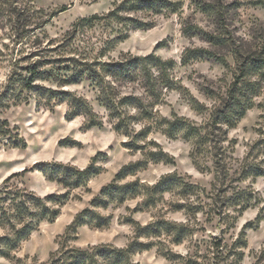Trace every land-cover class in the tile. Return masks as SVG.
I'll list each match as a JSON object with an SVG mask.
<instances>
[{"label":"rangeland","instance_id":"374dc122","mask_svg":"<svg viewBox=\"0 0 264 264\" xmlns=\"http://www.w3.org/2000/svg\"><path fill=\"white\" fill-rule=\"evenodd\" d=\"M121 1L19 0L32 21L20 37L7 15L0 14V190L26 189L39 196L64 192L32 168L37 162L78 169L93 163L101 168L86 185L70 191L55 219L42 220L27 238L9 242L15 229L0 225V264H47L52 254L66 247H125L134 235L133 224L125 222L128 218L141 225L164 219L190 230L179 242L163 232L153 239L155 246L133 255L137 264H256L264 247V175L250 169H264V64L252 59H264V0H170L175 11L153 16L155 25L146 30L81 20L102 15ZM63 5L65 11L55 12ZM119 30L126 37L117 40ZM186 48H202L208 54L183 62ZM152 52L174 61L166 75L169 83L158 84L152 94L138 71L130 80L115 82L121 95L139 100L123 105L130 116V131L123 135L114 130L110 112L99 103L89 67ZM246 61L249 64L243 66ZM32 64L41 74L28 90L22 79L30 76L26 68ZM149 72L151 77L159 74L155 67ZM237 80L242 106L248 108L228 128L223 144L228 176L222 180L212 165L209 143L199 136ZM42 89L60 95L51 98ZM73 98L87 103V108L72 117ZM89 106L96 117L89 115ZM172 114L187 119L200 135L184 130L165 134L161 119H172ZM91 119L99 124L89 126ZM4 120L7 125L2 128ZM125 142L135 147L127 148ZM159 148L171 161L151 159L150 151ZM145 159L143 169L121 182L138 179L150 185L169 173L179 177L154 207L134 211L145 199L139 194L122 204L98 207L101 215L111 217L104 227L76 221L124 165ZM188 183L193 189L184 185ZM217 189H223L220 201L212 198ZM161 249L173 256L163 255Z\"/></svg>","mask_w":264,"mask_h":264},{"label":"trees","instance_id":"16d2710c","mask_svg":"<svg viewBox=\"0 0 264 264\" xmlns=\"http://www.w3.org/2000/svg\"><path fill=\"white\" fill-rule=\"evenodd\" d=\"M19 0H0V14H6L12 22V29L17 36H23L28 32V25L31 24V16L29 13L18 4ZM67 9L66 5L61 6L55 12H63ZM142 13V16H137L136 13ZM174 3L170 0H123L116 4L108 12L98 15L93 14L88 18L81 20H89L94 22L104 20L107 24L113 23L121 25L122 29H150L155 25L153 16L166 12H174ZM52 13V15L55 14ZM133 14H128V13ZM148 14V15H145ZM149 17L148 19H145ZM187 29H183L184 32ZM126 32L123 33L119 30L117 40L125 38ZM201 52H208L205 49L186 48L181 56V61L194 57L202 56ZM262 60V61H261ZM260 62L264 64V59H252V62ZM174 64L173 60H163L154 52L145 56L130 55L123 57L118 61L103 62L100 67H89V80L98 88V101L109 112L110 117L113 119V128L118 133L128 135L130 131V116L125 115L123 105L132 101H137L138 98L132 95H121L117 90L116 81L130 80L135 76V72L143 73L145 82V89L152 94L156 93L157 85H168L166 75L169 69H172ZM249 61L243 66H247ZM151 67L159 72L157 76H149ZM29 77L22 79L23 87L30 90L34 88L33 82L38 78L39 72L33 64L26 68ZM244 70V67H243ZM161 75V76H160ZM243 76V73L241 77ZM106 77L112 78L107 80ZM240 78V77H239ZM11 80V79H10ZM10 83H8L9 85ZM238 80L228 90L227 98L223 101L222 108H215L210 114V118L203 127V133L200 135L197 127L187 122L184 117H178L172 114V119L163 117L161 122L166 124L163 129L165 134L171 136L179 130H184L186 134H198L200 141L204 139L209 143L210 154L212 158V165L222 180H226L228 173L225 163V147L224 142L227 139L228 128L233 127L237 120L244 115L248 107L242 106L240 93L236 87ZM13 86L12 84L9 87ZM8 88V87H7ZM49 93L51 98L54 95H60L59 92L42 89ZM62 94V93H61ZM63 95V94H62ZM3 97V95L1 96ZM80 99H72V107L74 110L70 116H76L83 109L87 108V103L83 101V105L79 102ZM139 102V100L137 101ZM125 113V114H124ZM89 115L96 117L97 115L91 111L89 106ZM99 124L98 121L91 119L89 126ZM7 121L2 122L1 127L4 128ZM1 132H4L1 130ZM24 144V143H23ZM22 144V145H23ZM17 146L16 143L13 144ZM125 147L134 148V142H125ZM149 156L154 161H171V157L164 152L161 148L158 150L150 151ZM95 158V157H94ZM93 158V159H94ZM148 163L146 160H137L136 162L124 165L115 175L114 179L101 187L98 195L91 201L90 207L79 213L76 221L79 224H90L93 227L100 228L108 225L110 216L101 215L96 209L98 207L107 208L109 203L115 202L122 204L128 199H133L139 194L145 195V199L133 209L144 210L149 207H154L162 197L164 191L172 184L177 182L179 177L174 173H169L162 176L157 182L145 185L138 179L121 182L127 175L143 169ZM33 169L40 171L49 182H55L57 185L65 189L62 193H48L44 196L36 195L34 192L23 190L11 191L9 187H4L0 190V225L7 224L15 229L13 237L9 242H15L25 239L29 234L38 226L42 220L52 221L59 214V207L62 206L68 199L70 191L74 188L84 186L89 179L99 174L100 167L91 163L85 169H78L72 165H66L57 162H37L33 165ZM27 169H24V171ZM255 175H264V169L256 165L251 166ZM188 189H193L194 185L188 183L184 184ZM223 189H217L212 198L220 201L221 192ZM243 193V192H242ZM223 198H225L223 196ZM241 198V196H240ZM239 198V199H240ZM224 200V199H223ZM241 200V199H240ZM264 208V207H263ZM264 216V215H262ZM125 222L132 223L134 226V235L132 239L125 245V247H115L110 244H98L88 246L86 248H63L58 255L52 254L47 264H137L132 260L133 255L140 253L144 250H149L155 246L153 239L159 237L163 232L167 235H172L175 242L181 241L187 233L190 232L187 226L178 224L176 222L165 221L158 219L156 221L141 225L139 222L128 218ZM21 224L16 228V224ZM163 255L173 256L170 251H160ZM256 264H264V247L261 249Z\"/></svg>","mask_w":264,"mask_h":264}]
</instances>
